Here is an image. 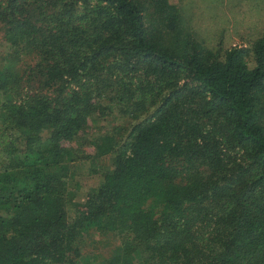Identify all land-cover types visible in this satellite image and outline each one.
<instances>
[{
  "label": "trees",
  "instance_id": "16d2710c",
  "mask_svg": "<svg viewBox=\"0 0 264 264\" xmlns=\"http://www.w3.org/2000/svg\"><path fill=\"white\" fill-rule=\"evenodd\" d=\"M0 43V264H86L90 231L93 264H264V26L210 47L168 0H0Z\"/></svg>",
  "mask_w": 264,
  "mask_h": 264
},
{
  "label": "rangeland",
  "instance_id": "374dc122",
  "mask_svg": "<svg viewBox=\"0 0 264 264\" xmlns=\"http://www.w3.org/2000/svg\"><path fill=\"white\" fill-rule=\"evenodd\" d=\"M176 4L180 11L181 25L184 30L191 33L200 43L215 47V40L219 45L228 47L232 45H248L250 39L260 33L264 26V0H168ZM255 5V6H254ZM3 46L0 43V51ZM115 121L106 118H97L95 123L90 125L86 140L89 141L90 133H101L103 130L111 129ZM93 147L88 144L87 153L93 152ZM97 160L73 161L70 166V175L74 174V179L81 188L95 186L99 182V165ZM95 239L92 231L86 232L81 259L86 264H93L90 256L85 255ZM98 239V238H97ZM85 255V257H84ZM84 263V262H83Z\"/></svg>",
  "mask_w": 264,
  "mask_h": 264
}]
</instances>
